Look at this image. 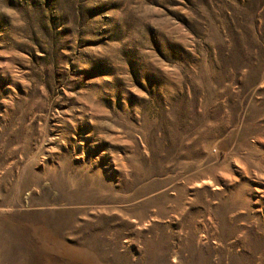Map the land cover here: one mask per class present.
Masks as SVG:
<instances>
[{
	"label": "rangeland",
	"instance_id": "374dc122",
	"mask_svg": "<svg viewBox=\"0 0 264 264\" xmlns=\"http://www.w3.org/2000/svg\"><path fill=\"white\" fill-rule=\"evenodd\" d=\"M0 264H264V0H0Z\"/></svg>",
	"mask_w": 264,
	"mask_h": 264
}]
</instances>
